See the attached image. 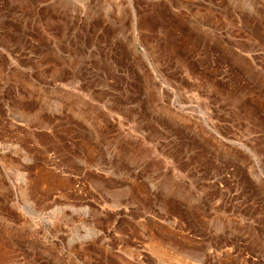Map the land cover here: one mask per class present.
<instances>
[{
	"label": "rangeland",
	"instance_id": "obj_1",
	"mask_svg": "<svg viewBox=\"0 0 264 264\" xmlns=\"http://www.w3.org/2000/svg\"><path fill=\"white\" fill-rule=\"evenodd\" d=\"M0 264H264V0H0Z\"/></svg>",
	"mask_w": 264,
	"mask_h": 264
}]
</instances>
